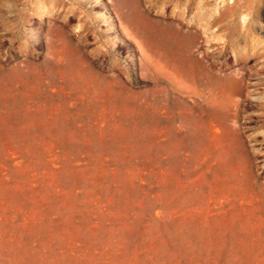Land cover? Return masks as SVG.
<instances>
[{
	"label": "rangeland",
	"instance_id": "374dc122",
	"mask_svg": "<svg viewBox=\"0 0 264 264\" xmlns=\"http://www.w3.org/2000/svg\"><path fill=\"white\" fill-rule=\"evenodd\" d=\"M0 264H264V0H0Z\"/></svg>",
	"mask_w": 264,
	"mask_h": 264
}]
</instances>
